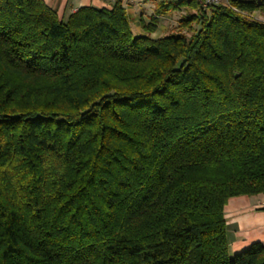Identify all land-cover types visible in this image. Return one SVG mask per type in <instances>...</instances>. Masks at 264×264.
I'll use <instances>...</instances> for the list:
<instances>
[{
	"label": "trees",
	"instance_id": "16d2710c",
	"mask_svg": "<svg viewBox=\"0 0 264 264\" xmlns=\"http://www.w3.org/2000/svg\"><path fill=\"white\" fill-rule=\"evenodd\" d=\"M201 1L135 35L122 0H0V264H264L224 212L264 195V0Z\"/></svg>",
	"mask_w": 264,
	"mask_h": 264
},
{
	"label": "crops",
	"instance_id": "0c3cea01",
	"mask_svg": "<svg viewBox=\"0 0 264 264\" xmlns=\"http://www.w3.org/2000/svg\"><path fill=\"white\" fill-rule=\"evenodd\" d=\"M60 18L67 19L84 7L111 9L115 0H44ZM127 7L133 22L141 17L148 20L154 13L160 1L172 2L176 0H122ZM185 9L172 12L159 17V28L162 19L168 18L169 22L178 24L179 18ZM172 27V26H171ZM166 29V28H164ZM154 37V34H153ZM225 219L227 224L229 249L232 254L248 249L255 243L264 244V195L240 196L232 198L225 206Z\"/></svg>",
	"mask_w": 264,
	"mask_h": 264
},
{
	"label": "rangeland",
	"instance_id": "374dc122",
	"mask_svg": "<svg viewBox=\"0 0 264 264\" xmlns=\"http://www.w3.org/2000/svg\"><path fill=\"white\" fill-rule=\"evenodd\" d=\"M133 23H134V25H133L134 31L136 30V31L142 32L140 25L137 22H133ZM172 24L173 23L171 21L169 22L168 18L162 19V21L160 23L161 27L154 34V37H162V36H165L167 34L172 33L177 26V24L176 25H172ZM164 28H166V29H164ZM136 31H135V35L137 34Z\"/></svg>",
	"mask_w": 264,
	"mask_h": 264
},
{
	"label": "built area",
	"instance_id": "2783aa9c",
	"mask_svg": "<svg viewBox=\"0 0 264 264\" xmlns=\"http://www.w3.org/2000/svg\"><path fill=\"white\" fill-rule=\"evenodd\" d=\"M231 0H202L201 4L203 7L213 6V5H220V4H229Z\"/></svg>",
	"mask_w": 264,
	"mask_h": 264
}]
</instances>
